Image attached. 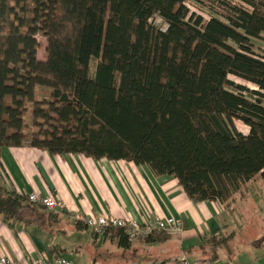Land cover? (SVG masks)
<instances>
[{"label":"trees","instance_id":"16d2710c","mask_svg":"<svg viewBox=\"0 0 264 264\" xmlns=\"http://www.w3.org/2000/svg\"><path fill=\"white\" fill-rule=\"evenodd\" d=\"M262 41L264 0H0V177L2 150L29 146L133 162L230 207L264 180ZM26 200L0 185V215Z\"/></svg>","mask_w":264,"mask_h":264},{"label":"crops","instance_id":"0c3cea01","mask_svg":"<svg viewBox=\"0 0 264 264\" xmlns=\"http://www.w3.org/2000/svg\"><path fill=\"white\" fill-rule=\"evenodd\" d=\"M2 163L0 185L27 198L13 215H0V255L20 264L57 258L72 264H176L183 256L199 264H264L262 179L227 208L195 203L177 179L156 177L148 167L124 160L23 146L4 148ZM257 188L262 197L253 193ZM33 193L59 198L66 210L32 204ZM87 215L174 217L183 221L184 231L163 241H133L125 249L113 232L97 236L86 227L80 217ZM212 238L222 242L215 247Z\"/></svg>","mask_w":264,"mask_h":264},{"label":"built area","instance_id":"2783aa9c","mask_svg":"<svg viewBox=\"0 0 264 264\" xmlns=\"http://www.w3.org/2000/svg\"><path fill=\"white\" fill-rule=\"evenodd\" d=\"M28 201L32 204L39 205L51 212H64L66 210L65 203L55 196L42 197L37 193L29 195ZM80 217V216H78ZM77 217V218H78ZM89 229L93 230L99 236L105 235L109 229H122L128 239L133 241H144L151 235L157 232H163L170 235L182 234L184 231V223L182 220L174 217L169 218H146L141 221L132 218H121L115 216H95L87 215L80 217ZM0 264H20L7 255H0ZM31 264H72L63 258L54 260H40ZM176 264H199L198 262H191L187 257L183 256L177 260Z\"/></svg>","mask_w":264,"mask_h":264},{"label":"rangeland","instance_id":"374dc122","mask_svg":"<svg viewBox=\"0 0 264 264\" xmlns=\"http://www.w3.org/2000/svg\"><path fill=\"white\" fill-rule=\"evenodd\" d=\"M197 9H198V8H197ZM199 9H200V10H199ZM199 9H198V11H199L200 13H203L206 17L209 18L210 13L208 12V10L201 9V8H199ZM154 24H155L156 26H160V25H161V20H160V19H156V20L154 21ZM40 40H41L42 42H44V39L40 38ZM44 43H45V42H44ZM256 45H257L256 49H257L259 52L264 53V41H262V42H256ZM43 54H44V49H41L40 52H39V56L42 58V57H43ZM232 79H233V80H236L238 83L245 84V83H242V82L238 81V80H237L236 78H234V77H232ZM247 86H248L250 89L257 90V87H255V86L252 85V84H247ZM39 98H41V99H45V98L48 99V98H49V91H47L46 89H42V90L39 92ZM28 121H30V120H28ZM257 187H261V186L258 184ZM261 192H263L262 189L260 190V189L257 188V189H254V190H253V193H254L255 195H259V196L262 197Z\"/></svg>","mask_w":264,"mask_h":264}]
</instances>
